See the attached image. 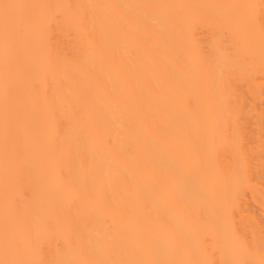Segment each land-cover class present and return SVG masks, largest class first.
Masks as SVG:
<instances>
[{"label": "bare ground", "instance_id": "bare-ground-1", "mask_svg": "<svg viewBox=\"0 0 264 264\" xmlns=\"http://www.w3.org/2000/svg\"><path fill=\"white\" fill-rule=\"evenodd\" d=\"M3 4L0 264L264 261L261 0Z\"/></svg>", "mask_w": 264, "mask_h": 264}, {"label": "snow or ice", "instance_id": "snow-or-ice-1", "mask_svg": "<svg viewBox=\"0 0 264 264\" xmlns=\"http://www.w3.org/2000/svg\"><path fill=\"white\" fill-rule=\"evenodd\" d=\"M0 7H2L4 9L5 19H7L8 10L15 7V6L9 5V4H3V5H0ZM249 7H254V6H249ZM260 7H261V29H262V32H264V0H261ZM224 22L225 21H218L216 23H224ZM193 264H198V262H193ZM261 264H264V261H262Z\"/></svg>", "mask_w": 264, "mask_h": 264}]
</instances>
